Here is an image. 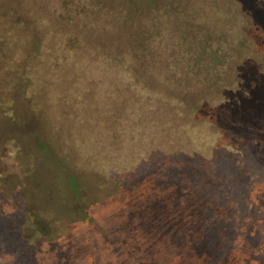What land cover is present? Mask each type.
<instances>
[{
    "label": "rangeland",
    "instance_id": "obj_1",
    "mask_svg": "<svg viewBox=\"0 0 264 264\" xmlns=\"http://www.w3.org/2000/svg\"><path fill=\"white\" fill-rule=\"evenodd\" d=\"M116 2L0 0V264H264L261 0Z\"/></svg>",
    "mask_w": 264,
    "mask_h": 264
},
{
    "label": "trees",
    "instance_id": "obj_2",
    "mask_svg": "<svg viewBox=\"0 0 264 264\" xmlns=\"http://www.w3.org/2000/svg\"><path fill=\"white\" fill-rule=\"evenodd\" d=\"M250 1L251 0H248V6L251 7V5L249 4ZM152 2H153V0H145V6L149 7V5L152 4ZM111 3H113V0H111ZM261 3H262V6L264 7V0H261ZM139 6H140V0H117V2L112 5L113 9H118L119 12L122 11L124 13L123 14L124 15V18H123V23L124 24H123V26L125 27V29H127V27H128L127 24H126L127 18L131 19L128 16H126V13H129V11L134 10V8H136V7L138 8ZM125 9L128 12L124 11ZM256 10H258V12H260V13H258V15L256 13H254L255 16H256V19L262 24V26H264V11L261 9V7H259ZM4 12H6V11H4ZM4 12L1 13L0 23L5 24L6 23L5 21H12V22H9V26H10V25H17V24L20 25V23L23 22V20H21V19L18 20L17 19V18H19L18 17L19 16V12L18 11H16V10L13 11V10L8 9L9 13H7V15H6L7 17L6 18L2 17V16L5 15ZM10 17H12V19H10ZM7 19H10V20H7ZM149 19L150 20L148 21V23L155 24V21H154L153 18L149 17ZM131 21H132L131 24H133V25H138V24H141L140 22H142L140 19H138V18L135 19L134 17L131 19ZM13 22H15V23H13ZM24 23H26V22H23L22 24H24ZM27 23L29 24V23H33V22L30 21V22H27ZM33 31H34V33H36V30H33ZM146 40H147V35L144 32L141 31L137 41L131 44V47H130L129 50L132 53L133 57H135L137 59H139L141 57L142 58L141 61L146 62V60H148V61L151 62V60L154 59V54H155V52H157V48H153L150 45H147L146 44ZM40 46H41V39L37 35V37H33L32 38L31 48L28 50V56L31 57V56L37 55V52L39 51ZM140 46H142L141 49L139 48ZM116 49L119 50L120 48L116 47ZM210 58L213 59V61H218V60L221 59L218 56H215V57L214 56H210ZM68 182H69V185L72 186V187H74L75 185L77 186L76 180H75V178H74V176L72 174L68 175ZM80 211H81V214L83 216V219H85L89 223V225L92 227V229L94 230L93 233L96 236H98V238H99L98 242L104 244L103 248L106 249V250L111 248V245H109V244L105 245V243H110L109 242L110 241V236H109V233L107 232V229L104 228V226L102 225L101 221L97 217L91 215V213L89 211H87L86 209L85 210H81V208H80ZM192 213L195 215V211H193ZM39 233H40V231H39ZM53 243H55V242H53L52 239H49L48 244H49L50 247L55 246V244H53ZM64 243H65V246H66L67 242L65 241ZM69 243H70V241H69ZM30 244H33V243H31V241H30ZM136 247H138V246H136ZM140 248L141 247L139 246L138 249L140 250ZM140 264H143V262L140 263Z\"/></svg>",
    "mask_w": 264,
    "mask_h": 264
}]
</instances>
